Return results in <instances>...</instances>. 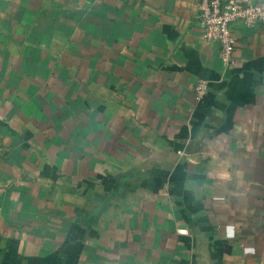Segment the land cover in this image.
<instances>
[{
    "label": "crops",
    "instance_id": "1",
    "mask_svg": "<svg viewBox=\"0 0 264 264\" xmlns=\"http://www.w3.org/2000/svg\"><path fill=\"white\" fill-rule=\"evenodd\" d=\"M196 1L0 0V264H264V23L222 73Z\"/></svg>",
    "mask_w": 264,
    "mask_h": 264
},
{
    "label": "built area",
    "instance_id": "2",
    "mask_svg": "<svg viewBox=\"0 0 264 264\" xmlns=\"http://www.w3.org/2000/svg\"><path fill=\"white\" fill-rule=\"evenodd\" d=\"M197 24L205 43H216L221 72L233 66L235 22L250 27L264 23V0H197ZM208 88L204 78H197L192 85V95L199 99Z\"/></svg>",
    "mask_w": 264,
    "mask_h": 264
}]
</instances>
